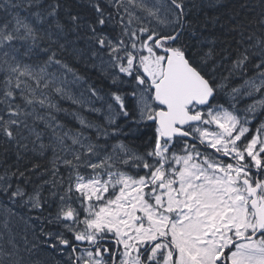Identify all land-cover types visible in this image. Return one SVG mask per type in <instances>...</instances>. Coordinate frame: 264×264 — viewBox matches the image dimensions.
<instances>
[{
    "label": "snow or ice",
    "instance_id": "1",
    "mask_svg": "<svg viewBox=\"0 0 264 264\" xmlns=\"http://www.w3.org/2000/svg\"><path fill=\"white\" fill-rule=\"evenodd\" d=\"M0 10V264H264V13L218 50L188 0Z\"/></svg>",
    "mask_w": 264,
    "mask_h": 264
},
{
    "label": "trees",
    "instance_id": "2",
    "mask_svg": "<svg viewBox=\"0 0 264 264\" xmlns=\"http://www.w3.org/2000/svg\"><path fill=\"white\" fill-rule=\"evenodd\" d=\"M264 0H190V13L188 19L193 21L197 28V35L192 37L193 41L207 39L217 41V48H235L237 41L241 39L242 25L254 30L255 22L261 18L264 13L262 7ZM0 10V16H3ZM24 14V13H22ZM251 22V23H250ZM80 75L84 76L88 83L97 87L104 88L107 81L104 80L100 72L90 66L86 67L83 63L78 65ZM239 84V81L236 82ZM86 91V85L82 86ZM62 106L74 110L77 106L71 105L68 100L62 101ZM83 114L94 116L96 113H90L83 110ZM71 116L67 120L72 126H76Z\"/></svg>",
    "mask_w": 264,
    "mask_h": 264
},
{
    "label": "rangeland",
    "instance_id": "3",
    "mask_svg": "<svg viewBox=\"0 0 264 264\" xmlns=\"http://www.w3.org/2000/svg\"><path fill=\"white\" fill-rule=\"evenodd\" d=\"M188 1H190V0H188ZM72 87V89H73V92L74 93H76L77 95L79 94V92H81L83 89H84V87H78V86H75V85H73V86H71ZM85 93V97L87 98V96H88V93H87V91H85L84 92ZM69 102H71V101H69ZM97 107H99L100 105L99 104H97L96 105ZM85 111H87V109L85 108ZM84 115V114H83ZM84 116H86L89 120H100V118L102 117V115L101 114H98V113H96L94 116H87V115H84ZM69 119H72V117H70ZM73 120V119H72ZM74 121V120H73ZM74 124L76 125V126H79L78 124H76V122L74 121Z\"/></svg>",
    "mask_w": 264,
    "mask_h": 264
}]
</instances>
